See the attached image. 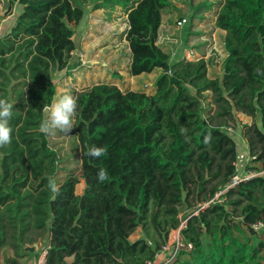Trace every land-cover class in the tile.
<instances>
[{"label": "trees", "instance_id": "16d2710c", "mask_svg": "<svg viewBox=\"0 0 264 264\" xmlns=\"http://www.w3.org/2000/svg\"><path fill=\"white\" fill-rule=\"evenodd\" d=\"M1 1L6 15L21 7L0 33V99L13 104L12 142L0 148L4 264L36 262L44 250L45 264H145L198 210L182 230L192 249L176 262L264 264V230L252 229L264 222V175L215 197L238 173L237 134L247 141L246 170L264 171V0L219 3L215 27L225 32L227 56L221 74L212 75L210 59H181V52L172 59L173 50L158 43L164 14L175 10L170 0H114L127 8L129 76L160 75L151 94L112 83L72 93L78 107L71 134L81 171L60 182V155L50 135L37 129L44 104L56 99L57 74L74 70L75 29L85 6L80 0ZM187 3L189 21L180 19L190 25L211 8ZM238 113L252 124H242ZM93 146L106 154L86 156ZM100 169L109 176L103 183ZM50 178L60 187L55 198L46 187ZM80 179L85 189L77 194Z\"/></svg>", "mask_w": 264, "mask_h": 264}, {"label": "rangeland", "instance_id": "374dc122", "mask_svg": "<svg viewBox=\"0 0 264 264\" xmlns=\"http://www.w3.org/2000/svg\"><path fill=\"white\" fill-rule=\"evenodd\" d=\"M80 1L84 3L85 15L81 24L75 29V66L71 74H67L66 72L57 74L56 99L66 94L72 95L73 92L89 88L97 83L116 84L122 91L128 89L132 91H144L148 94L153 93L160 71H154L152 74H144L137 77L129 76L127 71L130 57V50L125 40V32L128 29L127 8L121 4L113 6L112 2L114 0L108 2L104 8L97 7L99 5L103 6L105 0ZM170 1L174 4L175 10L164 14L158 43L164 44L165 47H169L171 50L177 49L175 50L177 53L185 52V56L191 60L195 59L197 53H199L205 59H210L211 75L221 74V65L227 56L223 46L225 32L215 27V12L219 10V3L223 0H194L196 5L204 3L211 8L206 9L199 16L200 18L197 17L191 25L186 24L181 29L176 28L175 22L181 16H186L189 21V5L187 0ZM129 3V6L133 5L131 2ZM20 13L21 7L16 6L11 15H6L5 3L0 0V33L6 32L13 25L15 18ZM190 26H192L191 32L193 34L189 35L188 40L185 41L183 38L184 31ZM195 47L202 48L201 50L204 51L205 55L202 52L196 51ZM205 106H207L206 103ZM237 117L242 124H252V119L242 113H238ZM49 141L51 146L58 151L61 158L56 177L58 182L70 174L80 177L81 153L74 135L70 132L68 136H65L63 133L57 131L54 135H50ZM236 141L239 152L237 161L239 179L250 175V172L246 170L250 164V158L247 141L242 138L240 133L237 134ZM230 185L231 183L227 187ZM84 189L85 182L80 179V183L76 186V193L82 194ZM227 190L218 191L215 194L216 200H220L225 193L224 191L227 192ZM215 202L217 201L213 200L210 204L202 205L200 210ZM198 211L182 223L184 224L182 229L187 228L186 223L196 217ZM137 235L133 238H136ZM177 263L180 264V262H175L174 264ZM29 264H37V261H30Z\"/></svg>", "mask_w": 264, "mask_h": 264}, {"label": "clouds", "instance_id": "9594fccd", "mask_svg": "<svg viewBox=\"0 0 264 264\" xmlns=\"http://www.w3.org/2000/svg\"><path fill=\"white\" fill-rule=\"evenodd\" d=\"M259 71V70H257ZM26 107L31 109L30 106ZM78 107L77 98L73 95L66 94L55 99L51 104H44L42 112L44 118L38 127V132L44 135H54L57 131L68 136L73 129V119ZM13 115V104L6 99H0V148H4L12 142L13 129L9 126V121ZM106 154V148L93 146L85 153L86 156L98 159ZM109 176L106 170L100 169L97 173L98 182L103 183L108 180ZM47 189L50 193L60 194V187L54 179H49Z\"/></svg>", "mask_w": 264, "mask_h": 264}, {"label": "built area", "instance_id": "2783aa9c", "mask_svg": "<svg viewBox=\"0 0 264 264\" xmlns=\"http://www.w3.org/2000/svg\"><path fill=\"white\" fill-rule=\"evenodd\" d=\"M187 23V19L183 18V19H178L177 22H175L176 28L177 29H181L185 26V24ZM177 50V49H175ZM175 50H173V52L171 53V57L172 59H176L177 55L179 53H177V51L175 52ZM194 54V53H193ZM201 58L202 56L199 55V53H197V57L195 58ZM187 58L189 59L187 56H185V52L182 54L181 59ZM229 133H236V131L233 128H229L228 129ZM250 175L245 177V178H239L238 179V173L236 174V176H234L231 180V185L229 187H226V189H230L235 187L240 181H246L249 179H252L256 176H263L264 175V171L262 172H256V171H249ZM227 190V191H228ZM226 193V191H224ZM224 193V194H225ZM223 194V195H224ZM187 225V223H186ZM184 227V224L181 225V227L175 231H172V233L169 236V241L167 242L166 245H164L155 255L154 259L152 260H148L145 264H174L177 259L180 256V253L183 250H187L190 251L192 249V245L191 244H187L183 241L182 238V229ZM252 229L255 232L261 233L264 230V222H258L253 224ZM45 255H46V251L44 250L41 255L39 256L38 260H37V264H45Z\"/></svg>", "mask_w": 264, "mask_h": 264}, {"label": "crops", "instance_id": "0c3cea01", "mask_svg": "<svg viewBox=\"0 0 264 264\" xmlns=\"http://www.w3.org/2000/svg\"><path fill=\"white\" fill-rule=\"evenodd\" d=\"M202 49V48H201ZM204 54V51H201ZM221 60V59H220ZM144 75V74H143ZM8 255H10V252L8 253ZM0 264H4V256L2 253H0Z\"/></svg>", "mask_w": 264, "mask_h": 264}]
</instances>
